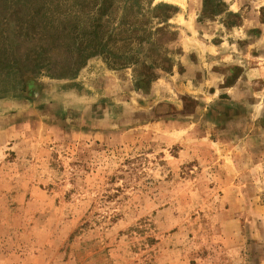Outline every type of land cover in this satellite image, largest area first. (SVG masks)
I'll use <instances>...</instances> for the list:
<instances>
[{
    "label": "rangeland",
    "instance_id": "obj_1",
    "mask_svg": "<svg viewBox=\"0 0 264 264\" xmlns=\"http://www.w3.org/2000/svg\"><path fill=\"white\" fill-rule=\"evenodd\" d=\"M0 264H264V0H0Z\"/></svg>",
    "mask_w": 264,
    "mask_h": 264
}]
</instances>
